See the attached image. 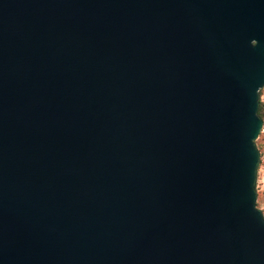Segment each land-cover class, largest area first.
<instances>
[{"label":"water","instance_id":"water-1","mask_svg":"<svg viewBox=\"0 0 264 264\" xmlns=\"http://www.w3.org/2000/svg\"><path fill=\"white\" fill-rule=\"evenodd\" d=\"M264 0H0V264H264Z\"/></svg>","mask_w":264,"mask_h":264},{"label":"rangeland","instance_id":"rangeland-1","mask_svg":"<svg viewBox=\"0 0 264 264\" xmlns=\"http://www.w3.org/2000/svg\"><path fill=\"white\" fill-rule=\"evenodd\" d=\"M259 103L261 114V116L259 117L262 119V126L258 136L255 139V144L259 151V162L257 165L255 192L256 208L260 209L264 216V86L259 91Z\"/></svg>","mask_w":264,"mask_h":264},{"label":"trees","instance_id":"trees-1","mask_svg":"<svg viewBox=\"0 0 264 264\" xmlns=\"http://www.w3.org/2000/svg\"><path fill=\"white\" fill-rule=\"evenodd\" d=\"M258 115L261 116V114H260V103H259V107H258Z\"/></svg>","mask_w":264,"mask_h":264}]
</instances>
